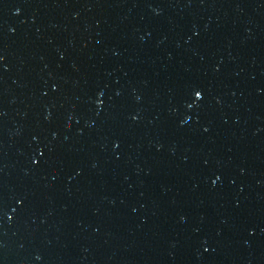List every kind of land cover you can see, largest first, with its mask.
Segmentation results:
<instances>
[{"label":"water","instance_id":"water-1","mask_svg":"<svg viewBox=\"0 0 264 264\" xmlns=\"http://www.w3.org/2000/svg\"><path fill=\"white\" fill-rule=\"evenodd\" d=\"M0 264H264V0H0Z\"/></svg>","mask_w":264,"mask_h":264},{"label":"snow or ice","instance_id":"snow-or-ice-1","mask_svg":"<svg viewBox=\"0 0 264 264\" xmlns=\"http://www.w3.org/2000/svg\"><path fill=\"white\" fill-rule=\"evenodd\" d=\"M202 98L203 96H202L201 91H194V102L193 103H195L196 101H200ZM189 106L191 107L193 105H189Z\"/></svg>","mask_w":264,"mask_h":264}]
</instances>
